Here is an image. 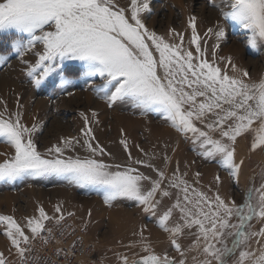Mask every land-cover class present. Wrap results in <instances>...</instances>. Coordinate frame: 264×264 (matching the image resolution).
<instances>
[{
	"label": "snow or ice",
	"instance_id": "obj_1",
	"mask_svg": "<svg viewBox=\"0 0 264 264\" xmlns=\"http://www.w3.org/2000/svg\"><path fill=\"white\" fill-rule=\"evenodd\" d=\"M211 4L225 23L243 33L249 49L258 52L264 46V0H211ZM150 13V0H130L126 8L120 7L117 0H0V34L6 37L0 63L15 54L26 66L23 71L31 83L40 86L57 72L61 73V83H68L63 76L65 61L79 62V75L92 81L96 94L109 106L128 101L142 113H161L172 128L191 140L199 156L216 161L238 183L244 162L236 160L238 137L251 133V149L264 148V76L251 80L248 71L238 68L231 56L219 57L217 62L216 49L226 36L219 21L216 30H208L217 41L209 60L207 48H201L195 16L189 18L194 53L184 47L183 35L174 29L171 31L179 43H170L150 30L142 18V14ZM29 53L36 57L35 63L26 59ZM220 63L225 64L223 69ZM97 78L100 84L95 83ZM81 116L86 125L81 129L85 137L81 146L88 153L85 156L65 155L81 144L76 137L64 139L63 144L42 153L33 138L36 124L28 127L21 122L20 113L13 119L0 112V141L14 149L12 155L0 160V181L56 175L69 184L89 186L103 197L106 205L126 198L154 215L160 204L157 195H174L175 203L158 217L157 224L169 233L179 257L167 252L156 254L141 230V239L130 242L129 247L139 243L147 255L134 254L130 259L117 254L120 264H188L186 252L193 250L197 253L192 257L193 264H264V182L247 188L241 203L226 202L219 193L209 197L192 187L183 175H177L178 168L171 177L157 169L153 178L132 166L153 167L142 159L127 166L107 163L103 157L110 154L99 143L93 144L89 118L85 113ZM95 116L93 112L92 117ZM121 144L128 149L126 139ZM164 159L168 157L165 155ZM165 180L169 188L176 190L174 193L162 187ZM176 209L179 222L169 226ZM37 211L38 216L25 218L30 235L13 216L0 215V225L4 226V235L15 249L19 264H40V257L30 255L32 241L39 238L47 244L53 238V228L47 227L46 222L59 226L65 219L59 204L52 216L43 207ZM254 218L261 222L258 231L252 230ZM193 228L191 247L182 250L178 237ZM60 251L57 249V254ZM0 264H9L3 252Z\"/></svg>",
	"mask_w": 264,
	"mask_h": 264
},
{
	"label": "rangeland",
	"instance_id": "obj_2",
	"mask_svg": "<svg viewBox=\"0 0 264 264\" xmlns=\"http://www.w3.org/2000/svg\"><path fill=\"white\" fill-rule=\"evenodd\" d=\"M117 3L126 8L130 0H117ZM150 7V14H142L145 25L170 43H179L178 37L171 31L174 29L183 35L184 47L194 53L195 45L190 43L192 28L189 18L195 16L201 48H207L209 60H212L213 45L217 41L208 30H216L219 21L225 27L226 36L216 49L217 62L219 57L231 56L238 68L248 71L251 80H259L264 76V46L258 52L249 49L244 43L243 33L220 18L211 0H150ZM5 38L0 34V51L5 50ZM40 49L38 45L37 50ZM26 59L35 63L36 57L29 53ZM221 64L223 69L225 64H222L223 67ZM25 67L15 54L7 62L0 63V112L4 113L5 118L11 115L13 119L16 113H20L23 124L28 127L36 124L38 127L33 138L42 153L53 145L63 144L64 139L76 137L81 144L76 145L74 151L67 150L65 155H87L86 148L81 146L85 139L81 129L86 127L81 113H85L95 137L93 144L99 143L110 154L103 157L107 163L127 166L136 159H142L152 163L153 167L148 168L146 164L132 166L153 178H156L157 169L164 170L166 176L171 177L178 168L177 175H183L192 187L209 197L219 193L226 202L235 200L241 203L247 188L259 187L264 182V148L251 149V133L238 137L235 144L236 160L239 162L243 159L241 167L246 171L241 177L239 175L237 183L216 161L199 156L191 140L172 128L161 113H142L128 101H117L109 106L96 94L91 86L92 81L79 75V62L65 61L63 76L69 81L65 84L61 83V73L57 72L36 86L23 71ZM228 71L230 75L233 74L230 66ZM95 83H101L99 78ZM93 112L96 113L95 118L92 117ZM197 126L203 127L200 124ZM122 139L127 140V150L121 144ZM13 153L14 149L10 145L0 141V160ZM165 155L167 160L164 159ZM196 173H200L199 177ZM162 187L173 193L176 191L169 188L167 180ZM157 199L160 204L154 215L144 212L142 206L126 198H118L110 206L106 205L103 197L89 186L69 184L56 175L33 176L7 183L0 181V215L13 216L30 235L25 218L38 216L39 207H43L49 216L55 215L54 208L59 204L64 214L73 212L81 218L101 264H120L117 254L127 255L130 259L134 254L137 257L147 255L139 243L129 247L130 242L141 239V230L143 238L156 254L167 252L179 257L171 245L169 233L161 232L163 229L157 224L158 217L175 203V196L163 197L158 194ZM177 222L178 209L170 217L169 226ZM233 222H236L235 217ZM251 226L252 230L258 231L261 222L254 218ZM3 227L0 225V252L5 254L9 264H19V258L4 235ZM194 232L195 228L185 230L178 237L182 250L191 247ZM252 246L256 247L255 241ZM196 255L194 250L186 252L188 264H193L192 257Z\"/></svg>",
	"mask_w": 264,
	"mask_h": 264
},
{
	"label": "built area",
	"instance_id": "obj_3",
	"mask_svg": "<svg viewBox=\"0 0 264 264\" xmlns=\"http://www.w3.org/2000/svg\"><path fill=\"white\" fill-rule=\"evenodd\" d=\"M70 213L73 215L64 214L59 226L46 222L47 227L53 228V238L47 244L39 238L33 240L30 255L40 257V264H101L81 218ZM57 249L61 250L59 254Z\"/></svg>",
	"mask_w": 264,
	"mask_h": 264
},
{
	"label": "bare ground",
	"instance_id": "obj_4",
	"mask_svg": "<svg viewBox=\"0 0 264 264\" xmlns=\"http://www.w3.org/2000/svg\"><path fill=\"white\" fill-rule=\"evenodd\" d=\"M222 64H224V63H222ZM221 64V66L223 67V65ZM240 66V65H239ZM242 154V153H241ZM244 172H246V171H244V169H243V167H241L240 168V172H239V175H240V177L244 174ZM245 176V175H244ZM243 178V177H242ZM136 206V205H135ZM138 207H139V205H138ZM115 211H116V209H114ZM129 213V212H128ZM127 213V214H128ZM163 230H161V232H162Z\"/></svg>",
	"mask_w": 264,
	"mask_h": 264
}]
</instances>
